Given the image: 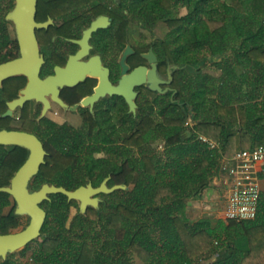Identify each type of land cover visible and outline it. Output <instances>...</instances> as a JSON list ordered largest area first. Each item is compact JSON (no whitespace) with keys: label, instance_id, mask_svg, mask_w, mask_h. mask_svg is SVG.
<instances>
[{"label":"trees","instance_id":"1","mask_svg":"<svg viewBox=\"0 0 264 264\" xmlns=\"http://www.w3.org/2000/svg\"><path fill=\"white\" fill-rule=\"evenodd\" d=\"M136 3L143 7L144 22L168 27L163 52L189 66L188 87L182 71L175 77L185 110L159 96L136 117L127 115L122 135L99 139L79 134L69 152L52 150L49 162L56 168L42 171L41 183L75 190L90 181L99 186L110 176V187L128 189L102 195L100 209L78 212L70 227L69 212L77 202L51 195L42 240L30 247L31 262L264 264V195L254 220L214 226L210 219L192 222L187 217L188 202L225 173L223 167L237 152L264 146V0ZM182 8L187 13L179 16ZM207 62L219 69V78L202 73ZM247 73V91L238 97V87H244L238 80ZM188 116L192 123L186 126ZM163 117L182 125H166ZM199 135L217 147L211 149ZM155 143H162L163 150L153 148ZM92 173L99 174L97 180H88Z\"/></svg>","mask_w":264,"mask_h":264},{"label":"flooded vegetation","instance_id":"2","mask_svg":"<svg viewBox=\"0 0 264 264\" xmlns=\"http://www.w3.org/2000/svg\"><path fill=\"white\" fill-rule=\"evenodd\" d=\"M15 2L0 0V65L20 57L14 24L7 19ZM136 2L138 0H38L36 21L41 27L36 30V36L42 59L40 79H55L56 84L40 89L43 100L31 98L8 116L9 104L22 96L28 79L25 76L11 77L0 85V131L33 136L46 152L44 163L31 182V192L47 184L41 183L42 171L56 168V164L49 162L52 150L60 154L69 152L77 135L99 139L111 134L122 135L127 115L136 117L145 103L151 104L159 96L173 107L181 109L180 104L185 106L186 102L177 98L175 77L182 71L184 87H188L190 69H173L170 74L173 79L169 80V71L179 64L161 48L164 39L157 35L159 23L144 22L143 7ZM140 68L147 70V80L149 72L153 78L164 80L160 86L166 92L152 91L148 82L134 87V101L138 108L133 114L121 92H125L123 81L127 74ZM177 102L180 104L175 105ZM107 128L115 130L106 131ZM31 155V150L25 146L0 144V188L12 185ZM100 197L103 199L102 195ZM48 201L40 204L47 219ZM16 207L13 196L0 195V235L19 233L29 225L30 218L17 215ZM44 226L37 240L6 258L1 257L0 264H17L14 254L24 255L32 245L41 241Z\"/></svg>","mask_w":264,"mask_h":264},{"label":"water","instance_id":"3","mask_svg":"<svg viewBox=\"0 0 264 264\" xmlns=\"http://www.w3.org/2000/svg\"><path fill=\"white\" fill-rule=\"evenodd\" d=\"M37 2L38 0H16L14 9L7 17L8 21L14 24L16 37L20 46V57L0 65V85L2 81L11 77L25 76L28 79L27 88L22 91V96L9 104L10 110L6 113L7 116L12 115V111L17 106L23 105L31 98L43 100L42 95H40V89L42 87L49 88L50 85L56 84L55 79L46 81L40 79L42 59L40 57L36 30L41 25L36 21ZM184 68L189 69V66L174 65L169 71V80L173 79L170 76L173 69ZM147 73L145 68H140L131 74H127L123 81L125 92H121V94L127 100L130 113L136 114L138 108L134 101L136 97V93L133 91L134 87L148 82L149 88L152 91H158L159 93L166 92L160 86L165 81L160 77L153 78L152 72H149L147 80ZM115 92L118 93L119 91L116 90ZM179 104L180 102L175 103V105ZM179 106L183 111L185 110L181 104ZM72 109L75 110V108ZM0 144H18L27 147L32 152L31 158L17 173L12 185L0 188L1 192L13 196L16 200L17 207L15 213L30 218L29 225L23 231L16 234L0 235V258H6L8 254L23 249L40 237L41 230L47 219V213L40 207V204L50 200L51 195L62 194L67 197L69 202H77L80 214L85 215L89 208L100 209V205L104 201L100 195H110L116 191L128 189L126 185H114L110 187L108 183L111 177L109 176L98 187H94L90 182L75 190H68L62 186L47 183L42 185L39 190L31 192V182L38 175L39 167L44 163L46 155L39 141L35 137L23 133L2 130L0 131ZM206 264H209V262Z\"/></svg>","mask_w":264,"mask_h":264},{"label":"built area","instance_id":"4","mask_svg":"<svg viewBox=\"0 0 264 264\" xmlns=\"http://www.w3.org/2000/svg\"><path fill=\"white\" fill-rule=\"evenodd\" d=\"M191 123L186 121L185 125ZM199 140L215 149L217 144L203 135ZM264 164V146L253 150L237 152L230 162L223 167L228 176V198L225 207L226 221H250L254 220L258 213L261 199L260 180L257 175V167Z\"/></svg>","mask_w":264,"mask_h":264},{"label":"crops","instance_id":"5","mask_svg":"<svg viewBox=\"0 0 264 264\" xmlns=\"http://www.w3.org/2000/svg\"><path fill=\"white\" fill-rule=\"evenodd\" d=\"M241 72H238L240 74ZM249 80V73L242 76L238 83L243 85V88L238 87L237 96H242L244 91H247V81ZM262 99H256L254 102H261ZM264 174V164L257 167V175L260 180L261 192L264 195V179L261 176ZM228 176L222 173L215 177L209 188L204 190L202 194L188 202L187 217L192 222H197L201 219H210L214 226L219 222H226L224 212L228 198V186L226 184ZM215 261V257H213ZM208 263V262H207ZM206 264V263H205Z\"/></svg>","mask_w":264,"mask_h":264},{"label":"rangeland","instance_id":"6","mask_svg":"<svg viewBox=\"0 0 264 264\" xmlns=\"http://www.w3.org/2000/svg\"><path fill=\"white\" fill-rule=\"evenodd\" d=\"M186 13H187V10L184 9V8H182L179 11V16H184V15H186ZM211 27H212V29H216V28L219 27V25H217V24H211ZM168 33H169L168 27L165 24H163V23L160 22L159 25H158V29H157V35L159 36V38L160 39H164L167 36ZM202 73L203 74H206L208 76H212L214 78H219V76H220L219 69L212 62H207L203 66ZM187 118H188L187 121H189L190 123H192L191 118L189 116ZM161 120L166 125H182L181 121H179V122H172V121L168 120L165 117H163ZM160 145H162V143L161 144L155 143V144H153V148H157L158 147V150L161 151V150H163V147H161ZM97 156L98 157L99 156L102 157L103 155L100 154V155H97ZM98 177H99V174L98 173H92L91 174V177H89L88 180L95 181V180L98 179ZM78 212H79V205L77 203V206H74V207H72L70 209V212H69V220H68V223H67V226L68 227H70L71 222L76 217V215L78 214ZM33 246H35V245H33ZM31 253H32V249H30V251L27 252L24 255L22 253H16L13 256V259L17 261V264L20 263V261H21V264H31V263L33 264V262H31L32 261L31 260ZM28 258H29V262H28ZM212 259H214V258H212ZM212 259L210 260L211 262H213ZM136 264H141V263L139 261H137Z\"/></svg>","mask_w":264,"mask_h":264}]
</instances>
